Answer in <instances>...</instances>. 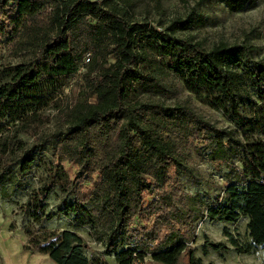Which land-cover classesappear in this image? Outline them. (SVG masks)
I'll list each match as a JSON object with an SVG mask.
<instances>
[{"label":"trees","instance_id":"16d2710c","mask_svg":"<svg viewBox=\"0 0 264 264\" xmlns=\"http://www.w3.org/2000/svg\"><path fill=\"white\" fill-rule=\"evenodd\" d=\"M241 10L244 0H225ZM255 1L252 0V4ZM190 16L159 31L147 23L124 19L111 0H0V35L21 36L29 61L0 71L2 122L30 131L39 113L75 74L84 57L82 81L89 97L67 107L64 130L52 139L32 131L33 145L22 151L15 174L28 175L46 142L52 160L43 165L45 180L30 196L26 213L34 224L52 220L46 200L57 189L68 195L59 213L72 226H89L104 250L87 258L81 236L70 230L38 233L26 227L23 250L47 256L54 264H202L189 243L199 221L235 224L246 218L247 242L223 236L238 253L263 251L264 260V61L250 47L218 42L210 49L179 38L193 26ZM164 72L177 76L187 92L233 125L221 129L197 115L188 104L167 107L141 102V91L160 92ZM46 79H42V78ZM0 151V182L9 178ZM220 164L231 176L223 194L205 206L186 193L180 168L190 151ZM224 243L205 239L209 251L227 252Z\"/></svg>","mask_w":264,"mask_h":264},{"label":"rangeland","instance_id":"374dc122","mask_svg":"<svg viewBox=\"0 0 264 264\" xmlns=\"http://www.w3.org/2000/svg\"><path fill=\"white\" fill-rule=\"evenodd\" d=\"M111 1L116 4L124 19L135 23H147L159 31L166 30L177 20L184 21L190 16L194 24L188 31L177 32L179 38L198 43L206 50L220 41L250 47V56L254 60L264 61V0H254L253 4L252 0H244L245 6L241 10L230 9L225 0ZM22 39L21 36L9 38L0 35V71L31 59L29 46L21 44ZM86 63L87 58L84 57L78 71L65 78L61 91L47 97V105L39 112L44 119L33 124L30 131H18L12 124L2 122L5 130L0 134V151L4 143L9 145L5 158L10 163L9 171L14 175L0 182V264H54L47 256L23 250L27 242L23 229L30 226L38 233L62 230L76 232L86 245L83 253L89 259L99 257L104 250L101 242L92 237L89 226H72L71 217L59 213V210L63 209L64 201L69 200L68 195L60 190H53L46 200L48 206L45 212L58 213L52 220L40 225L34 224L26 213L25 206L30 196L44 183L43 165L52 160L50 142H46L43 150L35 155L34 164L28 175L19 178L15 174L21 163L19 157L22 151L19 147L25 150L32 147L33 130L55 140L64 130L63 113L66 108L86 99L93 101L82 81ZM1 80L0 78V82ZM160 84L163 86L162 91L144 90L139 93L138 99L141 102H160L167 107L185 102L197 115L216 127L227 130L234 128L221 111L198 102L173 73L164 72ZM228 171L220 164H210L204 156L191 150L180 168L182 188L189 195H199L204 207L212 205L217 197L223 194L227 180L231 178ZM246 224L247 220L244 217L235 224L199 221L196 225L195 239L189 243V248L193 250L196 258L201 259L202 264H264L263 251L260 248L250 255L238 254L223 236L226 229L241 242H247ZM205 239L213 243H224L229 250L219 253L209 251L204 256L202 246ZM186 254L181 255L177 264H187ZM104 260L107 264H116L112 256H106ZM143 264L157 263L147 258Z\"/></svg>","mask_w":264,"mask_h":264}]
</instances>
